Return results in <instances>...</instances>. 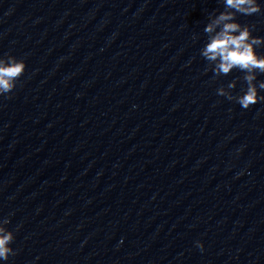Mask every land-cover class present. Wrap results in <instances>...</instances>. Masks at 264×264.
Wrapping results in <instances>:
<instances>
[{
    "label": "clouds",
    "instance_id": "9594fccd",
    "mask_svg": "<svg viewBox=\"0 0 264 264\" xmlns=\"http://www.w3.org/2000/svg\"><path fill=\"white\" fill-rule=\"evenodd\" d=\"M223 3L224 10L210 15V22L204 28L208 42L200 50V55L208 62L214 78L226 76L234 69L245 73L242 79L247 88L242 95L233 96L230 91L236 87V80L227 85V90L225 87L218 88L217 94L229 101L235 100L243 109H249L257 102L264 101V95L258 94V90H264V81L256 82L257 73L264 74V55H258L255 50L264 45V37L253 36L255 26L241 25L236 21V16L259 14L262 5L258 0H223ZM25 70L23 59L11 55L0 58V95L7 96L13 92ZM9 223L8 218L0 219V260L4 261L16 255L10 246L15 234L7 229ZM197 247L203 249L200 242H197Z\"/></svg>",
    "mask_w": 264,
    "mask_h": 264
}]
</instances>
